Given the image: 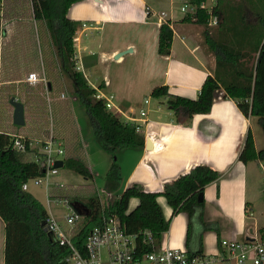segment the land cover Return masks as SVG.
<instances>
[{
  "label": "crops",
  "instance_id": "obj_1",
  "mask_svg": "<svg viewBox=\"0 0 264 264\" xmlns=\"http://www.w3.org/2000/svg\"><path fill=\"white\" fill-rule=\"evenodd\" d=\"M150 1L81 0L73 3L67 11V17L80 22L74 35L75 54L80 57L83 69L97 75V83L94 85L106 94L111 90L116 91V89L113 87L114 83L110 79L108 71L105 69L103 75L101 74L98 61H101L102 58H112L116 53L128 48H131V51L125 53H141L145 50L144 46L148 40L151 42L152 59L157 64L156 66H160V68L149 67L148 71L151 75H161L158 77V81L153 83V86L166 85L169 93L196 98L206 75L212 74L215 64L214 56L207 54L200 43L202 28L193 20L183 19L190 13L176 16L171 8L174 0H168V8L159 9V11L153 9ZM178 1L182 2V0ZM156 5L159 6L160 2L158 1ZM223 5V13L221 12L220 18L224 19V26L229 28L233 21H241L243 14L244 19L254 22L257 17L249 7L258 11V9L261 10L264 3H258L257 0H225ZM161 11L166 13L165 19L170 21L173 30L168 55L154 52L155 49L157 50L160 25L158 20H152L155 27H150L148 21L157 17L156 13ZM127 20L144 26L135 33L136 39H132L133 36H125L121 28L118 27V24ZM107 24L111 26V30H106ZM217 31L212 28V35H217ZM8 34L9 32L1 22L0 95L7 93L8 95L5 97L20 95L21 90L25 91L26 85L33 88L40 85L31 86L25 80L29 72L36 71L35 65L20 60L15 62L17 57H14L16 52L13 48L6 50L9 53L5 55L4 41ZM24 59H26L25 56ZM8 61L10 62L8 63ZM20 62L21 64L16 66ZM6 65H11L8 68L11 73H5ZM25 65L29 70L26 74H21L20 67ZM12 68L16 70L15 74L12 73L14 70ZM17 68L19 69L17 70ZM53 73L60 75L59 66L58 72L49 71L46 73V80L50 84L51 90L59 84ZM4 74L6 75L4 76ZM37 93L26 92L28 95L25 99L35 100L37 109L35 113L44 118V107L42 112V105L36 96ZM44 96L45 93L43 98ZM15 98L17 99V97ZM158 98H161L159 101L164 105L147 108V123L143 126V131L141 128L140 132L144 136V145L140 148L124 150L128 155L127 166L118 162L121 172V190L136 183L140 184L145 191L158 192L162 189L164 182L176 178L193 165H209L220 172V177L218 183H209L203 190L204 219L218 223L220 238L235 240L264 238V201L261 200V197L264 199V190H258L256 182L250 177L251 166L258 163L261 169L260 164L263 165L264 162L252 161L244 164L238 159L248 129L252 132L256 151L264 149V133L259 125V118L255 115L245 116L235 101L232 98L223 97L220 91H218L209 112L191 116H187L182 109H170L166 103V97ZM56 99L59 102L56 105L64 104L66 101V98L56 97ZM121 102L120 104H123L125 108L133 106L125 99H122ZM142 102L139 100L134 103L135 106H140ZM149 104L148 102V106ZM56 105L55 113L58 112ZM151 113L152 117H149ZM12 115L13 106L8 116L0 114V129L9 134L27 135L30 127L27 111L24 109L25 123L21 126L13 123ZM67 117L73 120V129L70 128L67 131L57 129L56 134L62 138L65 144L67 157L82 158L83 151L78 141V130L70 109L67 110ZM25 132L27 133L25 134ZM37 136L40 137V133ZM146 138H149L151 142L149 149L145 146ZM131 200H135V205L138 202L136 198ZM157 201L164 217L170 218L172 208L167 204L165 198L158 196ZM133 207H129V209ZM187 221L188 218L184 212L172 216L169 229L162 234L161 240L169 246L183 248L187 251L185 246ZM0 228V264H4V222L1 217ZM193 232L191 252H194L198 245L199 228L196 223L193 224ZM219 251L216 232L205 231L202 235V254L214 255Z\"/></svg>",
  "mask_w": 264,
  "mask_h": 264
},
{
  "label": "trees",
  "instance_id": "obj_2",
  "mask_svg": "<svg viewBox=\"0 0 264 264\" xmlns=\"http://www.w3.org/2000/svg\"><path fill=\"white\" fill-rule=\"evenodd\" d=\"M77 1L81 0H29L32 19L44 22V29L57 64L71 80L76 96L84 104L95 139L112 156V162L105 174V190L112 193L121 184L117 153L127 148L142 147L144 136L136 132L133 125L123 122L118 115L108 110L102 100L94 99L92 95L95 89L90 87L83 74L75 69L74 35L80 22L68 18L67 11ZM203 1L205 0H189L196 6V10L194 15L188 14L183 19L193 20L203 27L200 43L207 54L214 56L212 74L206 75L196 98L169 93L166 85L154 87L150 95L166 97L170 109H182L187 116H191L209 112L220 91L223 97L232 98L245 116H257L264 133V6L258 11L249 7L257 17L254 22L244 19L243 14L241 21H233L228 28L224 26V19L220 18L225 0H218L214 9L218 23L209 27L206 9L200 6ZM257 1L264 3V0ZM12 2L13 0H4L7 8L13 5ZM3 14L0 24L5 22ZM212 28L218 30L217 35H212ZM172 36L173 31L168 24L159 26V54H169ZM43 72L41 69L37 73ZM39 84L36 88L26 85L25 91L34 94L38 92L36 96L43 112V94L46 90L50 91L51 86L48 82L46 85ZM24 92L21 90L20 95L17 94L19 97L8 96L7 102L11 105L10 98L17 97V100L24 104L27 113L33 110L32 117L35 118V100L25 99L28 94ZM11 143V134L0 129V217L4 222V264H67L64 258L68 254V248L53 240L51 234L44 231L41 225L47 218L46 209L30 192L22 189L24 182L42 171L31 159L30 150L18 151ZM238 159L244 164L252 161L264 162V149L256 151L250 129L247 130ZM63 166L86 179L92 178L90 169L81 157L69 156L65 158ZM219 177L220 172L209 165L195 164L176 178L164 182L158 192L145 191L140 184L134 183L124 188L111 202H105L103 205L96 197L90 196L95 190L90 187V197L82 198L90 213L84 216L79 225L74 243L81 248L88 230L101 222L102 214H116L126 225L127 231L132 233L147 228L159 242L162 234L169 229L171 217L184 212L188 218L185 236L187 251L191 255L202 254V235L207 230L216 232L220 250L218 223L206 221L203 215V190L209 183H218ZM158 196H163L172 208L168 219L164 217L158 204ZM132 198H136L138 202L129 209ZM193 223L199 225V232L197 249L191 252Z\"/></svg>",
  "mask_w": 264,
  "mask_h": 264
},
{
  "label": "built area",
  "instance_id": "obj_3",
  "mask_svg": "<svg viewBox=\"0 0 264 264\" xmlns=\"http://www.w3.org/2000/svg\"><path fill=\"white\" fill-rule=\"evenodd\" d=\"M217 1L205 0L200 4L208 14L207 25L209 27H214L218 23V17L214 11ZM4 5V0H0V17L5 12ZM180 10L185 14L194 15L196 6L189 0H182ZM156 14L159 25L168 24L172 29L170 21L165 19V12L161 11ZM74 58L75 69L80 71L87 84L95 89L92 97L102 100L108 110L118 115L123 122L133 125L136 132L140 133L141 128L147 123L149 100L144 99L140 106L122 108L119 103L114 102V95L104 94L98 86L89 81L84 73L80 57L75 54ZM25 80L31 86L47 83L44 72L42 74L29 72ZM48 92L46 90L45 98L49 103L51 99L48 97ZM58 98L65 99L66 93L60 92ZM35 134H11V145L18 151L30 150L31 159L42 171L41 174L24 182L22 189L27 190L28 181H32L36 186L44 187L46 204L49 208V211L46 210L45 226L53 240L68 248V254L64 258L67 264H264V238L246 240L220 238L221 249L217 254L191 255L185 249L169 246L163 240L157 242L152 231L147 228L134 233L127 231L126 225L116 214L109 216L102 214L101 222L88 230L81 248L78 247L74 243V237L84 216L89 215L90 211L88 214H81L73 203L77 201L87 206L84 203L85 200L77 195L70 197L63 192L68 188L67 185L62 180H55L60 168L55 166L56 161L62 160L64 165L67 157L65 144L54 128L52 130L43 128L40 137L37 136L39 133ZM260 167L263 173L261 184L264 187V165L260 164ZM52 187L61 193L51 192ZM106 192L103 189L99 191L95 189L90 196L96 197L103 205L109 202L104 199V197H110V192ZM59 206L65 208L62 214L51 210Z\"/></svg>",
  "mask_w": 264,
  "mask_h": 264
},
{
  "label": "rangeland",
  "instance_id": "obj_4",
  "mask_svg": "<svg viewBox=\"0 0 264 264\" xmlns=\"http://www.w3.org/2000/svg\"><path fill=\"white\" fill-rule=\"evenodd\" d=\"M158 1L160 2L159 6L156 5ZM149 3L154 7L153 9L155 11L168 8V0H151ZM12 4L13 5L11 7L9 6L10 8L6 7V3L4 5L6 11L3 14V16L5 17V22L3 24L5 29L9 32L8 37H6L4 41L5 55L9 53L6 50L13 48V50L16 52L14 57H19V59L16 58V60H14L15 62L20 60L24 63L35 65V68H37V72H40L41 69L44 70L45 77L46 73H48L49 71L58 72L57 60L53 53L48 34L44 29V22L35 21L32 19L29 0H13ZM181 4L182 2L178 0H174L173 2V6L171 8L176 13V16L183 13L182 11H180ZM152 20H158V18L153 17L152 19L148 20L150 24L149 26L155 27L154 24H152ZM118 27L121 28L125 36H133L132 39H136L135 33L139 31L140 28H144V26L139 23L133 22L132 20H127L122 24H118ZM201 28L203 30V27ZM106 30H111V26L109 24L106 25ZM82 38L85 39V37ZM150 44L151 42L146 40L144 46L146 48L141 53H124L119 56L120 58H114L113 55L112 58H102L101 61H98L101 74L103 75V71L106 69L108 71L110 79L114 83L113 87L116 89V91L111 90V92H107L106 94L114 95V102L116 104L122 103L121 100L125 99L126 101H129L130 104H133V106H135L136 104L134 102L139 100L143 101L147 98L150 103L149 106L147 104V108H150V106L154 107L156 105H164V103L159 101V99L161 98L152 97L150 95V89L154 87L153 83L157 82L158 77L161 76L160 74L156 76L151 75V73L148 71L149 67L160 68V66H156L157 64L152 59ZM153 47L155 46L153 45ZM156 51L157 50L155 49L154 52L156 53ZM24 56L26 57V59H24ZM10 57H12L11 54ZM4 58L6 59V57ZM9 62L10 61H8V63ZM18 64H21V62L17 63L16 66ZM10 66L11 65H6V67H4L5 73H11V71H9L8 69ZM18 69L19 68H17V70ZM28 70L29 68L28 66L26 67V65L24 67H20L21 74H26ZM15 71L16 70L14 69L12 73H14ZM84 73L86 74L90 82H92L93 84L97 83L96 74H91L88 70L85 69ZM5 75L6 74H4V76ZM54 77L56 78L55 80L59 82V84L54 87L53 90L48 92V97L51 99L49 103L44 97L45 118H43L42 115L41 117L37 116L34 118L32 117L34 116L33 110H29L28 112V114L31 115L29 116L30 127L28 134L36 135L35 133L43 132V128H47L48 130H52L54 128L55 131H57V129H61L63 131H67V129L69 130L70 128L73 129V120H70L69 117H67V110L69 111L70 109L74 118V123L78 130V141L83 151L82 159L90 169L92 178L86 179L82 175L62 166L59 168V173L56 175L55 180H62L68 188L71 187V189L67 188L63 191L70 197H74L75 195H77V197L85 199L88 195L91 194L92 190H90V187L98 191L103 189L106 192L105 174L112 162V156L108 154L107 151H105L100 143L95 139L90 118L88 117L84 104L76 96L71 80L62 71L60 75L54 74ZM62 90L66 93V101H64V104L62 103L56 105L57 103H59L57 102L58 100L56 99V97L58 98V94ZM121 93L124 96H121ZM6 95L8 94L4 93V95H0V114L2 113L8 116V114L11 113L12 106L8 104L7 97H5ZM55 105L58 107L57 113H55ZM120 105L122 108H125L123 104ZM151 115L152 113L149 114V117H152ZM26 133L27 132H25V134ZM124 150L125 149L120 150L117 153L116 158L117 162H121L123 163V165H126V163L128 162V155L127 151L124 152ZM255 164L256 165L251 166L250 177L254 182H256L258 190L262 191V189L264 190V187L261 184L263 173L259 168L258 163ZM27 186V191L30 192L36 199H38L44 206V208L49 211V208L46 204L44 187L36 186L32 181H28ZM121 191V187L119 186V188L115 192L110 193L109 198L104 197V199L111 202L116 196L121 193ZM51 192L61 193V191L56 190L54 187L51 188ZM261 200L264 201L262 197ZM134 205L135 200H131L129 203V207H133ZM51 210L55 213L62 214L65 211V208L59 206L51 208Z\"/></svg>",
  "mask_w": 264,
  "mask_h": 264
},
{
  "label": "water",
  "instance_id": "obj_5",
  "mask_svg": "<svg viewBox=\"0 0 264 264\" xmlns=\"http://www.w3.org/2000/svg\"><path fill=\"white\" fill-rule=\"evenodd\" d=\"M131 51V48H128L127 50L120 51L114 55V58H118L125 52ZM10 104L13 106V115H12V121L15 125L21 126L24 125V106L23 103L17 100L14 96H12L9 100ZM145 146L147 149L151 147V142L149 138H146ZM63 165L62 160H58L55 163L56 167H61ZM73 206L81 213V214H88L89 208L87 206H84L83 204L79 202H74ZM42 227L44 231H47V227L45 226V221L42 222Z\"/></svg>",
  "mask_w": 264,
  "mask_h": 264
}]
</instances>
